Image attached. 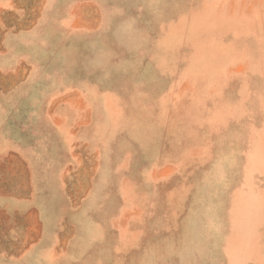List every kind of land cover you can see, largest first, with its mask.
I'll use <instances>...</instances> for the list:
<instances>
[{
  "label": "rangeland",
  "instance_id": "rangeland-1",
  "mask_svg": "<svg viewBox=\"0 0 264 264\" xmlns=\"http://www.w3.org/2000/svg\"><path fill=\"white\" fill-rule=\"evenodd\" d=\"M24 1L32 24L43 0ZM73 16L94 88L60 95L30 126L35 153L0 169V194L52 196L63 225L46 261L13 259L39 244L36 220L30 244L0 232V264H264V0Z\"/></svg>",
  "mask_w": 264,
  "mask_h": 264
},
{
  "label": "crops",
  "instance_id": "crops-1",
  "mask_svg": "<svg viewBox=\"0 0 264 264\" xmlns=\"http://www.w3.org/2000/svg\"><path fill=\"white\" fill-rule=\"evenodd\" d=\"M80 2L98 0H43L40 14L31 24L30 2L0 0V169L8 165L6 159L35 153L31 141L37 144V139L32 138L30 126L60 95L94 88L78 62L79 29L73 15ZM16 202L29 204L16 210L18 207L12 205ZM56 203L49 195L25 200L0 194V209L7 220L0 223V232L16 236L13 240L21 247L30 244L31 219L42 230L39 244L24 245L14 261H46L45 252L55 250V235L64 219ZM31 207L36 210L27 209ZM16 215L21 219L17 229Z\"/></svg>",
  "mask_w": 264,
  "mask_h": 264
}]
</instances>
